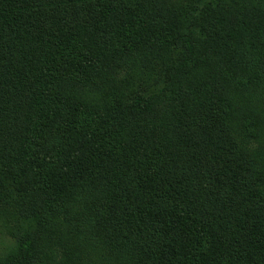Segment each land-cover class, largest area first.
Segmentation results:
<instances>
[{
  "label": "trees",
  "instance_id": "trees-1",
  "mask_svg": "<svg viewBox=\"0 0 264 264\" xmlns=\"http://www.w3.org/2000/svg\"><path fill=\"white\" fill-rule=\"evenodd\" d=\"M198 53L264 90V0H0V264H264L263 172Z\"/></svg>",
  "mask_w": 264,
  "mask_h": 264
},
{
  "label": "rangeland",
  "instance_id": "rangeland-1",
  "mask_svg": "<svg viewBox=\"0 0 264 264\" xmlns=\"http://www.w3.org/2000/svg\"><path fill=\"white\" fill-rule=\"evenodd\" d=\"M184 3L187 0H173ZM193 73L212 71L224 79L230 92L229 124L241 153L260 167L264 178V90L251 85L242 74L228 70L226 65L206 53L194 56ZM193 63V62H192ZM264 185V180L262 182ZM14 216L0 209V257L14 242L11 233L16 225ZM18 232V231H16ZM33 231L28 233V237ZM47 257L39 264H112L100 244L91 243L86 251L76 246L70 253L53 243L44 242Z\"/></svg>",
  "mask_w": 264,
  "mask_h": 264
}]
</instances>
